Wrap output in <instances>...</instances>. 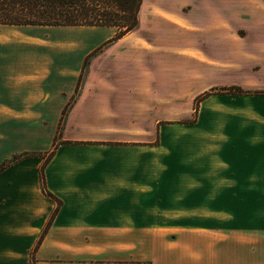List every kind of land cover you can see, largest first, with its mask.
Segmentation results:
<instances>
[{
  "label": "crops",
  "instance_id": "obj_1",
  "mask_svg": "<svg viewBox=\"0 0 264 264\" xmlns=\"http://www.w3.org/2000/svg\"><path fill=\"white\" fill-rule=\"evenodd\" d=\"M238 1L143 0L139 27L112 46L125 49L122 62L104 78L94 59L80 87L86 58L110 34L85 36L80 48L0 46V163L37 151L56 198L43 191L41 168L36 178L22 169L24 157L0 168V264H264V255L237 253L231 221H219L252 214L253 200L264 201V127L233 128L213 143L198 137L195 159L179 161L178 175L164 136L179 123H159L172 118L162 111L150 122L141 115L157 102L194 100L205 66L217 78L224 56L232 72L211 86L264 89V9ZM21 26L29 27L0 25V42L34 28L80 27ZM134 33L147 45L128 38ZM249 55L258 57L259 75ZM197 113L229 125L262 120L264 93H212ZM44 119L47 126L35 121ZM190 215L203 222H180L178 238H169L172 221Z\"/></svg>",
  "mask_w": 264,
  "mask_h": 264
},
{
  "label": "rangeland",
  "instance_id": "obj_2",
  "mask_svg": "<svg viewBox=\"0 0 264 264\" xmlns=\"http://www.w3.org/2000/svg\"><path fill=\"white\" fill-rule=\"evenodd\" d=\"M240 1L237 0V4ZM256 4V7L258 8H263L264 9V0H255L253 1ZM252 2V3H253ZM141 11V10H140ZM254 14V13H253ZM262 16H264V12H261ZM264 23V22H263ZM140 25V24H139ZM93 27V28H90ZM13 30L7 29L6 31H13V32H17L18 30H20L19 28H12ZM32 29V28H30ZM17 30V31H15ZM35 31H21V33L16 34L19 37V40L15 41H2L0 42V46L1 45H5L8 44L10 46L13 47H27V48H31V47H41V48H51V47H59V48H80V47H87L84 44V37L88 36L91 38L92 42L100 39L103 35L105 34H110L111 36H113L115 34V29L110 27V28H100V27H94V26H81V27H76V28H66V27H40V28H34ZM37 31V32H36ZM239 32L243 35L246 34L245 28L244 27H240L239 28ZM1 34V31H0ZM12 38H17V37H12ZM128 38H134L136 40H140L141 42H144V44L147 45L146 41L139 37L136 33H134L133 35H131ZM10 39V38H9ZM127 39V37H126ZM99 42V41H98ZM115 41L113 43H109L107 45H105L104 43H101L97 46L94 47L93 51L95 49H97L98 47H100L102 44H104L103 48H101L100 50H97L94 54H92L91 56H88L83 64L82 67V72H81V84L83 83V80L87 77V74L90 71V65L93 62L94 59L99 58V68H103L106 70V75L104 76V78H108L112 75V68H114L115 66H118L121 62L122 59L121 57L123 56V53L125 51V49L123 48H112V46L114 45ZM123 47V46H122ZM92 51V52H93ZM251 56L249 61H247V64H252V68H253V75H259L258 70L260 69V65L259 63L256 62V60H258L257 56L255 55H249ZM228 61V62H227ZM230 60L227 59V56H224L222 59H220L219 61L217 60V63L220 64L219 67V75L220 73H222V71H225L226 75L228 73V70H230ZM244 61V60H242ZM124 62V61H123ZM234 63V62H232ZM242 65V63L240 62H236L235 63V67ZM208 67V66H207ZM229 68V69H228ZM241 68V67H240ZM193 71H194V67H193ZM232 72V71H231ZM97 74L96 79H99L100 77V73ZM194 73V72H193ZM205 77H204V86H203V91L194 98V100L189 101L187 100V98H184L183 101L180 102H157L154 105V108L150 107L149 109H147L146 111H141V115L143 116V114H146V121L150 122L154 116L157 117V115L159 113L164 112L167 115L172 116V118H167V119H156L157 121H159V123L163 122V121H170L172 123H179L176 125H167L166 128H168V133L165 134V139L167 140V142H169L173 148V159H178V161L176 162V166L174 167L175 170L177 171L176 174H180V166H179V161L183 160V159H195L196 154L194 153V150L196 148V143H197V138L199 137L200 139L203 138L204 142H208V143H213L212 141V136L216 135V134H220V137L224 140H227V132L231 131L233 132V128H251L253 129H258L259 127H264V119H259V118H252V119H248L247 122L245 124H243L242 122H237L235 125L231 124L229 125V121L230 119L228 118H207L205 120H199L198 118V107L201 103V101L203 99H205L206 97H208L210 94L212 93H222V92H226V91H222L220 88L228 86L225 84H218L216 86H211V80H216V79H225L226 76H221L219 77V75L217 76H213L212 74L216 75V72L207 69L205 66ZM103 75V74H101ZM230 75V73L228 74ZM260 77V76H259ZM80 79V78H79ZM257 84H259V82H257ZM210 85V86H209ZM79 86V87H80ZM234 86V85H231ZM237 86V85H235ZM240 87V86H239ZM242 88V87H240ZM243 89V88H242ZM246 92H254V93H259L262 92L264 93V89L262 87L260 88H252V89H243ZM78 93V92H77ZM208 93V94H207ZM147 113H149V116H147ZM170 119V120H168ZM36 122L40 123V125H45L47 126V120H35ZM34 121V122H35ZM50 123L52 122L51 119H49ZM182 122H185L182 123ZM193 122V123H191ZM198 122V124L196 123ZM35 124V123H33ZM181 124V125H180ZM62 126H63V121H60V125L57 129V136H59L61 134V130H62ZM202 127L205 129H203L204 131L202 132ZM199 128V129H197ZM48 129H46L45 131H47ZM206 130H211V131H206ZM199 131L200 133H202L203 135H199ZM211 132H213L214 134H212ZM43 134H39L38 136L41 137ZM37 136V135H36ZM142 138V137H141ZM208 138V139H207ZM214 138H216L215 140L217 141L219 138L218 135L214 136ZM225 140V141H226ZM202 141V139H201ZM155 142H158V137L156 139ZM22 152V151H21ZM19 153L17 154L19 156V158L24 157L22 160H20L19 164L22 167V169H25L28 172V175L30 178H36L38 177V172L39 169L41 168L43 162H44V156H40L37 154L35 155V153H37V151L34 150H28V151H23V153ZM27 153V154H24ZM22 155H29V156H22ZM180 159V160H179ZM12 163L11 159L8 161H5L4 163H0V168H2V166L8 165ZM252 214L249 215H231V216H227V215H222L220 217H223V219L221 218L219 221L225 222L224 219H228L231 221L232 223V227L234 229V233H233V240H234V244L236 245V250L237 253H243L244 251H246L247 253L251 254V255H264V201H260V200H253L252 203ZM183 221H172L170 220V222L172 221L173 223H176L175 225H177L176 229H167V234L169 236V238L171 239H176L178 238L179 233L181 232V230H179L178 225L181 223H184V225H186L188 228H194L196 226V222H203L201 220H196V216L195 215H190V216H185L182 217ZM204 222H208V221H204ZM262 226V229L258 230L259 227ZM248 227H253V230L251 232H248L250 230H247L245 228ZM257 228V229H255ZM46 231V230H45ZM45 231L42 233V236L45 234ZM36 230L32 229L29 230V236H33V234H35ZM250 235V236H249ZM40 235L37 237V241L39 239ZM41 239V238H40ZM38 243V242H37ZM255 246V247H253ZM251 247H253L254 249H251ZM34 251L33 248L31 250H29V257L31 256V253H35L32 252ZM35 256V254H34Z\"/></svg>",
  "mask_w": 264,
  "mask_h": 264
},
{
  "label": "trees",
  "instance_id": "obj_3",
  "mask_svg": "<svg viewBox=\"0 0 264 264\" xmlns=\"http://www.w3.org/2000/svg\"><path fill=\"white\" fill-rule=\"evenodd\" d=\"M142 4L143 0H0V25L112 27L115 29V34L104 42L107 45L139 27ZM104 44L91 52L89 56L103 48ZM80 82L81 77L78 87ZM220 89L232 93L245 92L235 85ZM65 115L61 122L65 121ZM52 154L53 152L46 156L45 160L48 161ZM18 159L19 156L15 155L11 162ZM40 180L43 191L56 199L47 189L44 164L40 169Z\"/></svg>",
  "mask_w": 264,
  "mask_h": 264
}]
</instances>
